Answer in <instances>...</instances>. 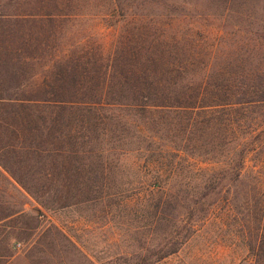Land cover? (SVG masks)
I'll use <instances>...</instances> for the list:
<instances>
[{
	"label": "trees",
	"instance_id": "16d2710c",
	"mask_svg": "<svg viewBox=\"0 0 264 264\" xmlns=\"http://www.w3.org/2000/svg\"><path fill=\"white\" fill-rule=\"evenodd\" d=\"M9 1L0 0V127L11 132L6 139L13 149L5 161L0 156V164L45 209H53L56 199L38 193L37 182L50 180L53 164L61 168L60 159L69 160L67 169H71L77 155L72 149L52 148L53 139L71 137L67 113L75 104L79 107V100L107 96L133 97V111L144 120L135 128L139 143L133 146V208L138 225L136 251L127 264H158L178 253L225 191L232 196L234 210L241 193L248 192L262 198L264 210V0H217L219 7L224 6L219 15H167V26L177 24L170 35L158 33L166 31L158 28L164 19L147 23L138 17L134 22L146 24L133 32V45H128L127 34L105 56L74 49L69 53L33 49L34 40L23 31L26 22L39 23L38 17H47L53 25L65 14L7 12V5L21 0ZM184 6L189 2L184 0ZM119 16L117 23L126 21V15ZM86 56L92 59L85 61ZM46 57L48 62L41 66ZM90 108L96 109L94 103ZM59 124L65 129H59ZM31 134L32 142L23 145L22 153L24 161H34L33 168H38L24 179L10 162L22 146L14 139ZM108 163L100 164L101 176L90 166L88 186H92L89 181L109 177ZM181 194L191 204L175 216ZM243 200L249 204L247 198ZM245 219L250 221L249 213ZM257 220L263 237L257 255L264 259V217ZM11 236L9 232L5 242H12ZM44 236L52 249L60 241L63 264H78L72 252L76 247L63 230L53 225ZM51 248L32 247L29 256L50 254ZM12 249L13 245L9 257Z\"/></svg>",
	"mask_w": 264,
	"mask_h": 264
},
{
	"label": "rangeland",
	"instance_id": "374dc122",
	"mask_svg": "<svg viewBox=\"0 0 264 264\" xmlns=\"http://www.w3.org/2000/svg\"><path fill=\"white\" fill-rule=\"evenodd\" d=\"M21 1L20 4L12 2L5 10L24 14L33 12L37 15L65 14L60 15L53 25L47 17L46 20L38 17L39 23L26 22L23 31L26 37L34 40L33 49L39 48L46 53L74 49L76 53L86 51L89 55L98 52L96 56L111 53L118 40L124 39L127 34L131 40L127 42L128 45H133V32L153 18L164 19L158 28L166 31L158 33L170 35L177 24L172 28L167 26V15H219L224 7H219L220 1L217 0H185L189 2L187 7L184 6V0ZM119 15H126V21L117 23ZM138 17L146 22H134ZM88 58L92 59L86 56L85 61ZM48 60L49 57H46L40 65L45 66ZM67 97L72 95L67 94ZM87 99L79 100V107L75 104L71 114L67 113L65 123H69L71 137L53 139L52 148L63 151L72 149L77 154L71 169H67L69 160L60 159L58 163L61 168L57 169L55 162L54 169L50 170V180L44 184L38 181L35 188L38 193L50 197L51 201L52 198L56 199L53 209H45L0 164V217L3 218L0 221V264H63L60 260L65 257L58 252L60 241L52 249L47 243L49 240H45L44 233L53 225L63 230L75 245V250H72L69 240V248L78 264H112L113 261L127 264L133 258L136 251L135 228L138 225L137 212L133 208V146L139 143L136 124L142 126L144 120L133 111V97L123 98L125 100H113L107 96L103 100ZM92 103L96 106L95 110L90 108ZM55 109L61 110L59 107ZM58 118L59 121L62 119L60 114ZM12 120L10 118L8 121ZM60 127L64 128L59 124ZM0 137L3 138L0 140V151H3L0 156L5 161L13 149L7 146L11 144L10 139H6L12 137L11 132L0 127ZM31 137L32 134L20 140L14 139L22 146L17 149L19 153H15L13 162H10L15 174L24 179L32 177V172L38 168H33L34 161H24L26 155L22 153L23 145L31 144ZM63 140L69 145L64 144ZM107 160L110 163L109 177H102L96 183L89 181L92 186H88L87 179L92 178L90 166L96 168L101 176L100 164ZM89 162L92 164L88 165ZM231 198L226 191L221 193L210 208V217L203 224L195 225V233L180 251L158 264H263L264 259L257 255L263 242L262 226L257 220L260 216L264 217L262 198L249 192L247 195L241 193L235 210L234 205L230 204ZM244 198L249 204H244ZM189 200L180 195L175 216L186 212L191 204ZM20 213L24 217L17 218ZM248 213L250 221L245 219ZM36 225L39 227L36 228ZM21 227L29 229L21 230ZM9 232L12 242H5ZM12 245L13 256L9 257ZM42 246L44 249L51 248L52 253L29 256L32 247Z\"/></svg>",
	"mask_w": 264,
	"mask_h": 264
}]
</instances>
